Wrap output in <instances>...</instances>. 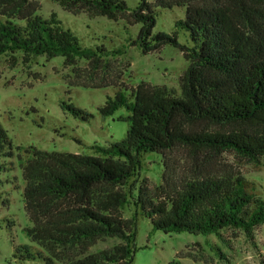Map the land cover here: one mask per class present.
I'll return each instance as SVG.
<instances>
[{
	"label": "trees",
	"instance_id": "16d2710c",
	"mask_svg": "<svg viewBox=\"0 0 264 264\" xmlns=\"http://www.w3.org/2000/svg\"><path fill=\"white\" fill-rule=\"evenodd\" d=\"M55 1L73 14L141 23L130 45L147 55L172 44L190 65L180 91L145 81L129 86L124 72L104 59L103 47H82L54 14L38 15L36 1L0 0V59L29 65L40 55L62 56L72 85L119 89L99 108L101 114L130 112L119 117L130 121L126 138L93 145L92 154L17 147L26 154L18 156L31 221L25 231L41 250L16 246L13 258L19 264H132L139 216L165 233L221 237L231 228L254 238L264 225V198L237 166L264 165V0H156L165 9L185 8L177 27L188 31L193 47L180 43L177 32L153 35L156 16L147 0L132 12L126 0ZM62 107L83 120L93 116L72 104ZM148 153L161 155L159 184L140 176ZM13 156L0 124V171ZM131 205L133 213L126 216ZM108 239L119 242L92 250Z\"/></svg>",
	"mask_w": 264,
	"mask_h": 264
},
{
	"label": "rangeland",
	"instance_id": "374dc122",
	"mask_svg": "<svg viewBox=\"0 0 264 264\" xmlns=\"http://www.w3.org/2000/svg\"><path fill=\"white\" fill-rule=\"evenodd\" d=\"M34 1L40 6L38 15L49 19L54 14L64 28L74 33L82 47L94 50L103 47L107 52L104 59L111 60L113 70L124 72L122 80L129 86L145 81L180 91V77L190 61L172 44H165L147 55L140 46L130 45L138 38L141 23L130 24L126 18L91 17L84 12L73 14L55 0ZM141 1L126 0L129 11L135 10ZM147 2L152 4L156 16L153 35L177 32L180 43L194 46L188 31L177 27V22L185 19V8L165 9L156 6V0ZM120 49L122 53L113 54ZM79 66L84 69L87 63L80 61ZM67 73L70 70L64 66L62 56L48 59L40 55L29 65L22 60L12 64L9 56L0 59V124L7 131L14 150V156L5 159L11 164L7 170L0 171V264H19L13 258L16 246L27 245L32 251L41 250L25 231L31 221L25 210L24 181L18 156L22 153L26 158V154L17 147L34 145L47 151L92 154L93 145L109 146L127 136L130 121L119 117H127L128 109L120 108L113 115H103L99 110L119 89L72 85L73 77L65 78ZM63 103L93 116L87 120L76 117L62 107ZM228 159L236 164L232 155ZM237 167L254 182L256 193L264 198V165L246 161ZM162 169L161 155L148 153L142 160L140 176L159 184ZM5 199L9 200L7 205L2 202ZM133 208V205L126 208L125 215H132ZM116 242L119 241H100L92 250L109 248ZM174 260L182 264H264V225L256 228L252 239L242 230L231 228L225 229L221 237H208L153 230L151 220L139 216L132 264H169ZM27 264L34 262L27 261Z\"/></svg>",
	"mask_w": 264,
	"mask_h": 264
}]
</instances>
